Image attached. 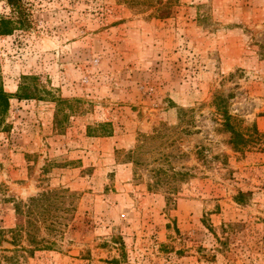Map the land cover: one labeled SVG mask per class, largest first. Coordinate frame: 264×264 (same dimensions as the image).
Returning <instances> with one entry per match:
<instances>
[{
	"label": "rangeland",
	"instance_id": "374dc122",
	"mask_svg": "<svg viewBox=\"0 0 264 264\" xmlns=\"http://www.w3.org/2000/svg\"><path fill=\"white\" fill-rule=\"evenodd\" d=\"M17 2L0 264H264V0Z\"/></svg>",
	"mask_w": 264,
	"mask_h": 264
},
{
	"label": "trees",
	"instance_id": "16d2710c",
	"mask_svg": "<svg viewBox=\"0 0 264 264\" xmlns=\"http://www.w3.org/2000/svg\"><path fill=\"white\" fill-rule=\"evenodd\" d=\"M6 1L8 2L9 6L12 7V9L17 8V4H18L17 0H6ZM12 30H13L12 21L4 20L0 17V35L11 34ZM23 79L24 81L32 80L31 77H23ZM19 90L20 91H19L18 96L22 95L21 97L22 99H33L34 98L33 95H30V93H28L27 88L20 86ZM8 106H9V95L3 91V88L0 84V118L7 112ZM224 114L225 112L223 111V115ZM224 118H225V122L223 123L224 127L228 130V132H230L234 136V141L235 139L239 140L240 135L238 132H236L233 125L231 124L229 115L225 114ZM42 196L43 197L41 199L47 198V196H44V195ZM37 201L38 199L37 200L30 199L29 204L25 206L27 208L28 213L33 207H36L35 203H37Z\"/></svg>",
	"mask_w": 264,
	"mask_h": 264
}]
</instances>
